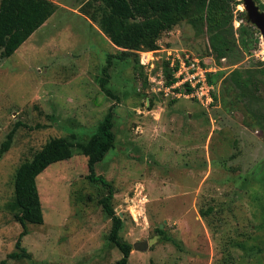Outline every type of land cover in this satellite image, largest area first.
<instances>
[{"label": "rangeland", "instance_id": "374dc122", "mask_svg": "<svg viewBox=\"0 0 264 264\" xmlns=\"http://www.w3.org/2000/svg\"><path fill=\"white\" fill-rule=\"evenodd\" d=\"M51 1L57 11L47 23L14 55H0V148L16 130L0 159V264L23 232L15 218L16 172L53 138L71 141L73 156L38 176L44 223L27 224L21 242L31 259L7 264L122 259L101 203L108 188L90 181L88 157L77 148L110 110L116 145L96 174L116 191L111 205L133 248L129 264H264V84L257 102L232 82L237 70L264 81V40L243 4L230 3L235 31L243 24L256 31L248 54L210 60L208 33L184 21L160 38L153 71L140 63L144 80L91 19L97 0ZM167 48L210 60V75L218 74L212 109L159 90L160 80L168 84ZM143 242L146 250L134 249Z\"/></svg>", "mask_w": 264, "mask_h": 264}, {"label": "trees", "instance_id": "16d2710c", "mask_svg": "<svg viewBox=\"0 0 264 264\" xmlns=\"http://www.w3.org/2000/svg\"><path fill=\"white\" fill-rule=\"evenodd\" d=\"M99 10L91 14L100 30L112 44L121 49L120 60L131 59L139 76L146 80L144 68L140 65V52L159 50V40L163 34L173 31L181 22H188L197 33L204 30L209 35V55L215 60L236 57L243 51L248 54L253 47L256 31L252 25H241L238 32L234 28V10L230 3L242 5V0H97ZM57 5L51 0H1L0 2V55L9 58L56 13ZM238 33V34H237ZM111 61H109V66ZM108 66V68H109ZM108 68L105 69L107 75ZM232 82L239 89H245L247 96H257L260 83L264 81L257 73L233 72ZM264 74V70L261 71ZM218 74L209 75V81ZM169 71L168 84L173 83ZM107 82L103 81V86ZM108 95L109 90L105 89ZM251 92V93H250ZM262 119L256 117V120ZM254 118L248 127H253ZM261 125L258 124V128ZM16 130H12L0 148V159L7 153L12 144ZM115 114L110 110L100 123L97 132L86 143L77 148L88 157V178L100 182L108 188V194L101 199L106 215L112 220L109 240L123 254L118 264H129L132 246L121 237L124 221L115 213L111 202L116 193L114 187L102 176L96 174V167L115 148ZM74 144L66 138H53L36 153L34 158L23 163L15 176L14 208L20 214L16 221L23 227V232L16 243V251L9 254L7 260L22 261L31 259V255L22 246V238L27 235V224L42 225L44 215L37 186V178L54 163L67 161L73 156ZM211 211H213L211 209ZM207 214H202L206 216ZM160 232L161 229H159Z\"/></svg>", "mask_w": 264, "mask_h": 264}, {"label": "built area", "instance_id": "2783aa9c", "mask_svg": "<svg viewBox=\"0 0 264 264\" xmlns=\"http://www.w3.org/2000/svg\"><path fill=\"white\" fill-rule=\"evenodd\" d=\"M166 55V62L172 73L173 83L167 85L160 80L158 85L167 96L171 95L173 99L181 97L193 99L203 108L210 110L215 102L216 87L209 81L211 68L201 59L194 57L186 50L167 48L162 50ZM155 52H140V63L153 71L152 62ZM153 81V80H151Z\"/></svg>", "mask_w": 264, "mask_h": 264}, {"label": "water", "instance_id": "95a60500", "mask_svg": "<svg viewBox=\"0 0 264 264\" xmlns=\"http://www.w3.org/2000/svg\"><path fill=\"white\" fill-rule=\"evenodd\" d=\"M243 6L248 14L250 23L260 31L264 40V12H261L254 0H242ZM148 248V243H138L134 245L135 250L144 251Z\"/></svg>", "mask_w": 264, "mask_h": 264}, {"label": "crops", "instance_id": "0c3cea01", "mask_svg": "<svg viewBox=\"0 0 264 264\" xmlns=\"http://www.w3.org/2000/svg\"><path fill=\"white\" fill-rule=\"evenodd\" d=\"M182 50H186V49H182ZM210 58V60H214V58L213 57H211V56H209ZM209 59H206L205 57L204 58H202L201 60L205 63V64H209L210 63V60ZM215 61V60H214Z\"/></svg>", "mask_w": 264, "mask_h": 264}, {"label": "flooded vegetation", "instance_id": "af4514ba", "mask_svg": "<svg viewBox=\"0 0 264 264\" xmlns=\"http://www.w3.org/2000/svg\"><path fill=\"white\" fill-rule=\"evenodd\" d=\"M254 1H255L256 5L258 6L259 10L261 12H264V5L263 4H259L257 0H254Z\"/></svg>", "mask_w": 264, "mask_h": 264}]
</instances>
